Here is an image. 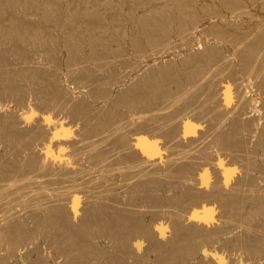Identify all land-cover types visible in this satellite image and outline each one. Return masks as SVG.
<instances>
[{
	"label": "bare ground",
	"instance_id": "6f19581e",
	"mask_svg": "<svg viewBox=\"0 0 264 264\" xmlns=\"http://www.w3.org/2000/svg\"><path fill=\"white\" fill-rule=\"evenodd\" d=\"M0 264H264V0H0Z\"/></svg>",
	"mask_w": 264,
	"mask_h": 264
}]
</instances>
